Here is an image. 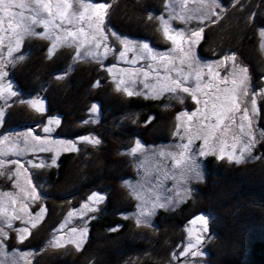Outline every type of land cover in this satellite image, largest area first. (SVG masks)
<instances>
[{
    "label": "rangeland",
    "instance_id": "1",
    "mask_svg": "<svg viewBox=\"0 0 264 264\" xmlns=\"http://www.w3.org/2000/svg\"><path fill=\"white\" fill-rule=\"evenodd\" d=\"M23 2L36 9L34 0ZM44 4L48 8H39L44 22L33 26L37 34L18 35L21 29L15 25L10 29L7 19L0 26V264H37L35 255L41 249H80L87 238L88 221L103 209V192L91 191L85 198L77 199V204H65L43 242L31 239L33 246H23L46 214L45 198L49 194L44 190L52 187L46 170L57 164L61 152L76 150L81 144L95 145L100 139L89 131L73 137L56 133L58 115H44V119L36 117L24 125L8 127L5 112L12 103H22L24 114L28 110L26 115L47 111L43 87L24 93L14 88L9 78L13 65L26 54L24 46L30 39L46 41L47 57L62 48L70 49V63L56 73L58 80L70 71L73 62H93L119 94L163 96L193 103L192 108L183 107L176 112L167 140L144 142L135 136L129 146L120 149L133 164L132 175L122 177L120 183L135 200L133 208L122 216L150 231L157 228L154 216L159 209L170 212L195 197V182L205 175L206 156L218 158L223 150L225 160L229 161L231 154L243 155L241 162L249 161L254 158L255 146L251 154H242L241 148L249 141L256 145L264 137L257 121L259 99L264 96V75L261 85L253 88L247 71H241L245 66L234 55L206 58L197 52L203 24L221 15L223 6L219 0H162L160 11L153 15L159 40L165 43L159 46L147 38L109 27L105 21L107 3L41 0ZM101 4L106 7L101 9ZM12 11H23L26 17L33 14L27 8ZM256 46L264 57V27L257 28ZM98 118V105L91 102L78 122L93 124ZM201 152L205 154L200 155ZM193 163L195 171L189 170ZM208 216L207 212L195 215L182 224L177 229L182 237L174 236L178 240L172 250V246L166 253L160 249L164 257L155 255L156 262L210 264L206 248L216 244L217 233L209 225ZM235 222L244 229L250 224H242L239 219ZM160 225L161 220L158 228ZM254 234L264 235V227L251 228L245 237L250 240ZM221 241L217 243L215 264H223L234 250H229L234 244ZM189 245L197 253L195 256L185 254Z\"/></svg>",
    "mask_w": 264,
    "mask_h": 264
},
{
    "label": "trees",
    "instance_id": "2",
    "mask_svg": "<svg viewBox=\"0 0 264 264\" xmlns=\"http://www.w3.org/2000/svg\"><path fill=\"white\" fill-rule=\"evenodd\" d=\"M95 1L108 4L105 21L112 29L147 38L154 45L165 44L159 40L153 17L160 11L162 0ZM219 2L223 6L221 15L203 24L197 52L206 58L234 55L247 69L251 86L257 88L264 75V57L256 46L257 28L264 27V0ZM24 47L26 54L11 68L10 81L24 93L43 87L47 111L26 115L28 110L24 114L22 103H12L5 112L8 127L24 125L36 117L44 119V115H58L56 133L73 137L89 131L100 139L95 145L81 144L76 150L61 152L57 164L46 170L52 185L44 190L49 194L45 198L46 214L23 246H33V239L43 242L66 203L77 204V199L85 198L91 191L104 194L103 209L88 221L84 245L78 250L41 249L35 255L37 264H158L155 255L164 257L160 249L166 253L172 246V250L178 240L174 236L182 237L177 229L205 212L217 233L216 244L206 248L210 264L217 262L218 240L224 243L229 238L233 241L227 243L234 244L229 250H234L223 264H264V235L254 234L250 240L245 237L251 228L264 227V137L255 145L254 158L249 161L235 163L206 156L205 175L195 182V197L170 212L159 209L154 216L157 228L150 231L122 216L133 208L135 200L120 183L122 177L133 173L131 158L120 149L129 146L135 136L144 142L167 140L176 112L183 107L192 108L191 100L177 102L163 96L119 94L93 62H73L70 71L58 80L56 73L70 63L69 48L47 57L43 39H30ZM91 102L98 105V121L78 122ZM258 111V126L264 131V96L259 99ZM235 219L250 224L244 229L235 225Z\"/></svg>",
    "mask_w": 264,
    "mask_h": 264
},
{
    "label": "snow or ice",
    "instance_id": "3",
    "mask_svg": "<svg viewBox=\"0 0 264 264\" xmlns=\"http://www.w3.org/2000/svg\"><path fill=\"white\" fill-rule=\"evenodd\" d=\"M34 2L36 4L35 10L30 8L28 5H26L23 2V0H0V13H2V15H0V26H3L4 20L7 19L8 20V26L10 29H13V25H15L16 27H19L21 29V33H18V35H20V34H26V35L37 34V33H35L33 26L44 22L43 19L40 17L39 8L40 7L48 8V5L47 4L41 5V0H34ZM99 7L101 9H103L106 7V5L101 4ZM13 8H20V9L27 8L29 10V12H32L33 14L31 17H26L24 15L23 11L14 12V11H12ZM69 34H71V33H69ZM194 35H199V33H194ZM145 47H147V46H145ZM241 71L246 73L247 70L241 69ZM184 91H188V89L185 88ZM246 111L247 110H245V113H246ZM244 118L245 119L247 118L246 114H245ZM218 124H219V121L217 122V126H218ZM241 129H243V125H241ZM96 142L98 143L99 141H96ZM254 146H255L254 141H249V143L245 144L244 147H242L240 151L242 154L244 152L251 154L252 148ZM184 148L187 149L188 146L185 145ZM135 151H136V149H133V152H135ZM204 154H205L204 152L200 153V155H204ZM180 155L182 158H184V153H181ZM218 158L219 159L224 158L223 150H221V155L218 156ZM228 159L230 162L240 163L241 160L243 159V155H231V154H229ZM189 170L195 171L194 163L192 165H189ZM197 175H198V173H197ZM205 223H206V221H205ZM82 235H83V233H82ZM192 247H193L192 245H189V251H188V253H185V254H191V255L195 256L197 253L191 251Z\"/></svg>",
    "mask_w": 264,
    "mask_h": 264
}]
</instances>
